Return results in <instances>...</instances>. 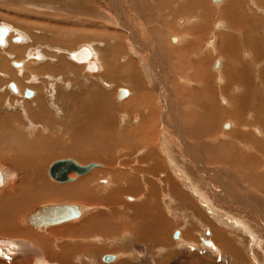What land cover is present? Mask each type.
<instances>
[{"label":"bare ground","instance_id":"1","mask_svg":"<svg viewBox=\"0 0 264 264\" xmlns=\"http://www.w3.org/2000/svg\"><path fill=\"white\" fill-rule=\"evenodd\" d=\"M87 1L84 0V2ZM119 1L100 0V3L102 2L101 4L105 5L104 8L109 17L116 16V22L127 33L129 32L130 39L125 40L123 32L118 33L120 36L106 34L107 31H104L105 35H100L101 31L91 34L87 31V27L93 26V24L98 26L99 24L94 23V21L91 22L90 19L86 29L68 30L70 32L67 31L66 33L74 35L75 43L80 42L79 39L82 36L94 38V40L85 42V45H81L73 51L64 50V47L62 49L53 48V55L47 53L48 69L43 67H40L41 69L34 68V66L37 67L38 64H43L42 62L47 60L46 55L44 56V53L41 52L40 49L42 48L40 46L37 47V45L35 49L32 48V43L38 44L39 39L30 38L25 34L26 31L21 30L24 34L22 32V34H19L17 31L18 38L15 39V42L19 44H11L14 29L5 24L4 26L0 25V30L6 32L5 36L0 34V55L1 58H6L5 60L9 58L7 62H10L11 65L9 70L7 67L9 63L4 64V66L0 65V75L5 78V81L9 78L6 85L8 90L0 89V93L4 90V94L7 91L15 94L21 104L18 117L12 119L0 117V163L9 164L15 170L12 173L10 170L7 171L8 168L5 170L0 165V188L4 187L3 193L0 194V250H6L7 247L11 254L18 255L22 253L21 255L28 258V264H76V262L86 264L85 256L87 253L88 255H91V253L102 254L104 250H102L103 248L98 249L99 243L96 245L90 244L89 246L82 243L77 245L74 244V240L76 238L78 240L83 238L84 240L85 237L83 236L93 235L94 237L99 234L98 238L94 237L98 242L103 241L105 238L109 241L124 242L123 245L125 246H130L132 243L142 244L156 256L152 258V264H159L158 259L164 260L160 264H170L177 255L173 254L171 256L172 254H170L167 257L171 246L175 248H178L179 245L181 247L186 245L188 248L196 246L199 243L190 236L191 233L195 232L201 235L204 231L209 230L216 242L213 248L216 253L235 258L234 261L240 263L242 253L238 249L240 247L235 243L239 238L241 245L244 244L247 249H251V245L254 243L252 249L254 248L255 253L261 251L258 253L264 261V229L262 228L264 227V203H258L256 200V198L260 200L262 197L264 199V165H262V163L264 164V159L262 160L264 157V128L262 125L254 124L259 122L257 118L260 117V111H250L251 108L255 109L259 106H262L264 110V15L258 13V11L264 12V0H225L221 4L215 2L218 3L222 0H214L215 2L208 0L207 3H211L212 7L206 5L207 0H155L156 5L160 8L157 9L161 14L156 9L151 8L148 3L150 0H129V2L128 0H121V6L128 8L129 11L131 10L130 13L119 7ZM203 1L204 5L202 4ZM155 2L153 0V5H155ZM251 3L256 10L249 7ZM30 4L32 7L39 8L38 4L40 3L38 0H30ZM126 5L128 7H125ZM76 9L81 11L83 17L92 16L91 12L89 15V10L83 5L76 7ZM152 10L154 14H160L161 16L154 17ZM22 12H25V10ZM147 12L151 14L152 19L156 18L157 21H161L163 27L168 28V30L173 28L168 32L169 37L164 40L165 43L161 42L162 54L167 53L170 66L165 63L167 67H164L163 64H159L161 61H156L153 50L154 45L148 34H142L147 40V43L142 44L134 31H129L132 21L135 28L141 33H144L145 27L143 26H146L147 30L152 29L153 22L148 20L149 14ZM144 13L146 16H144ZM189 13H191L190 16H187L186 14L189 15ZM127 14H130V17ZM142 15L147 20V24L141 25ZM132 17L133 19H131ZM87 19L89 20V18ZM86 20H83V22H86ZM130 20L132 21L130 22ZM154 25H158V23ZM49 30L53 31L55 36L57 33L65 31L58 28ZM109 30L113 31L112 29ZM221 30L225 31L216 33ZM107 38H110L112 42L109 46L107 45L110 47L109 49L107 47L103 50V46H101L102 50L98 51L97 45H92V41L103 45V43L100 44V41ZM61 41L65 46L70 45L67 40ZM215 42L217 45H214ZM133 44L136 45L132 46ZM7 46L11 47L9 51H3ZM134 47L142 54L139 57L140 63L134 59L138 64H136L138 68L135 72L133 67L136 65L133 58L129 56L130 63H125L126 66L123 65L129 70L127 73L119 72L116 65V68L112 66L113 70L111 67L109 68L108 64H113L115 60H124V56L129 55L131 49L137 51ZM199 47L202 50L201 56L198 53ZM56 54H66L67 58L65 56H62V59L58 58V64L54 65L53 62H56L54 59L60 57ZM190 54L196 55L191 57ZM216 55H218L217 58H220H218V61ZM109 58L110 61L107 60ZM153 60L156 62L152 63ZM69 61L72 62L74 67L83 71L85 81L86 79H98L101 82L102 79H108L115 84L126 82L133 91L130 96L128 90H119L118 101H124L130 96V100L124 103L123 106L119 104L120 108L118 104H112L114 102H112L111 97L115 98V95L108 93L109 96H106L98 92L94 93L91 90L94 96L90 97L88 101L81 100L83 103L80 106L78 102L70 103L72 111H68L69 113H66V110L63 109V114L67 119L65 124L60 125L62 131L60 134L59 125L56 123L55 116L52 117L50 110L54 108L59 116L62 108L57 106L59 99L57 96L52 95V92L56 90H53L55 87L53 84L59 85L65 81L66 77H61L62 74L59 75L64 71V68H68L63 67V65ZM31 65L34 66L31 67ZM188 67L192 68V72L188 73L189 70L187 72ZM68 71L70 72L67 69ZM75 71L71 72L78 75ZM92 71H104V73L102 72V78L97 76L98 73H92ZM215 72L218 78L213 75ZM47 75L51 76L48 78L50 81L53 78H56V81L54 80L53 84L50 83V89L53 91L46 92V99H44L42 88H39V91L31 84L37 82L39 77ZM161 75H164L167 80V84L165 83L164 86L159 85ZM19 76L24 77L21 80ZM148 76L155 79L157 88L162 93L159 100L156 95L158 89L153 88V81L148 80ZM170 77H172L171 80ZM189 79L196 84H200V88L189 86L188 84H191ZM23 81L27 82L28 86ZM105 82L103 81V83ZM66 85L70 86L68 83ZM110 86H107L108 89ZM136 91L140 92L137 93ZM170 94H172L171 98ZM167 96L169 98L164 101V97ZM40 99L44 103L42 113L44 111L47 115H43L41 119H39V116L36 120L31 107L38 103ZM3 102L4 98L1 97L0 107L3 104L12 106L9 100ZM44 108L45 110H43ZM128 109H131V111L129 110L130 113H128ZM121 110L127 113L125 114L127 117L125 116L126 118L119 120L117 111ZM161 110L163 111L162 116ZM220 111L231 117H228L230 123L224 121L225 124H221L222 133H220L221 127L217 123L220 119L215 118V112L220 114ZM187 115L192 117L188 118ZM123 121H130L129 124L131 122L135 123L131 124L134 127H128L130 130L128 133V130L125 131L126 135L118 130L121 126L120 123ZM55 125H57V132L55 131ZM33 128L38 129L44 136H36L35 134L36 138H31L27 135V131L31 132ZM48 133H50L49 137ZM45 134L47 137H45ZM191 136L195 138L196 142H190L187 139ZM128 137L135 144V152L134 147H125L129 142ZM220 138H223V142L219 140ZM198 139L201 142L208 140L203 141L205 143H200ZM177 149L181 155H178ZM202 152L205 156L204 163L220 162L218 165L222 166V170L231 171L230 167L225 164H233L234 161L235 165L233 167L237 171L233 172L234 174L228 172L231 176H234L236 182H239L242 189L248 186L245 193L253 196V198H248L246 194L239 198L238 196L243 194L242 191L234 189L230 193L237 191V194L234 195L236 202L230 200L232 203L225 205L224 199L214 197L213 192L210 195V190L206 187L208 184L209 186L212 185V183L207 184V181L206 184L203 183L200 172L202 170L205 173V178H209L210 169L201 163L203 161ZM58 158L64 159L56 160L54 164L60 161L73 160L80 167L87 168V171L81 174L71 171L68 173L67 181H58L50 174L51 167L54 164L51 163L49 167L46 165ZM119 158H122V161L117 163ZM21 159L32 165L27 171L22 168L24 165L17 164ZM103 160H107V162L102 164L92 162ZM90 161L93 164H84ZM188 163H193L194 169L191 164L188 166ZM118 164L116 174L108 176L109 172H113L110 169L115 168L113 166H118ZM166 165L169 169L164 167ZM216 168L214 169L217 171ZM91 171L94 172L91 174ZM15 172L18 174V179L12 178ZM210 172L212 173V171ZM72 174H75L74 177L78 180L73 184L71 182L75 179L70 177ZM123 175L126 176V179ZM242 180H246V184ZM64 183L66 184L64 185ZM90 186L96 192L103 193V195L91 191ZM223 186L220 185L218 188H223ZM225 190L226 188H224ZM227 192L230 195L229 191ZM122 197H124V201ZM38 201H75L78 204H42L43 206L37 207L25 217V223L31 226L33 230L23 228L22 225H19L21 216H24L26 210ZM180 201L183 202L182 208L178 207ZM100 203L105 204L106 209L112 208L110 211L111 217H107V214L102 212L105 209L98 212L99 208L91 206ZM73 212L76 213L74 217H68ZM248 213L254 215L256 218L250 216V219L257 221L261 226L258 224V226H252L244 220L249 215ZM123 215L129 216L133 224L121 223L120 221L114 223L115 217L112 216L122 217ZM60 216L67 219L50 222ZM173 216L179 219H187L188 216H191L192 220L187 221L185 229L176 230L172 234L173 239H178V241L171 240L170 243L169 239L167 240V232L173 225L170 220ZM79 220L84 221L79 224H69ZM197 220H200L201 224H198ZM65 223L68 224L61 228L49 230L48 234H46L47 231H43L45 229L36 232L41 228L55 227ZM193 224H197L199 227L194 228L195 225ZM192 226L193 230L190 228ZM226 229L230 230L227 232ZM48 235L51 236L48 237ZM168 235L170 236V234ZM53 236L59 242L68 238L67 243L57 244L62 254H54L51 250V245L54 242ZM248 236L251 237L248 239ZM2 238L4 240L8 238V245L3 242ZM9 239L17 240L16 246L12 245ZM229 239L231 242L228 241ZM205 244L211 245L210 242H205ZM133 250L135 251L129 255H123L124 252H122L121 256L125 257L122 259L138 262L141 255L137 248ZM115 254H102L101 262L108 263L116 260L118 262L119 255ZM0 257L2 256L0 255ZM2 258L6 259V257ZM20 259L22 258L19 257L17 261ZM88 262L87 260V264L90 263ZM119 264L128 263L122 261Z\"/></svg>","mask_w":264,"mask_h":264},{"label":"rangeland","instance_id":"2","mask_svg":"<svg viewBox=\"0 0 264 264\" xmlns=\"http://www.w3.org/2000/svg\"><path fill=\"white\" fill-rule=\"evenodd\" d=\"M39 1V3L40 4H38L39 5V8H35V7H32V5L30 4V0H0V25L2 26H4V24L5 25H8L10 28H13L14 29V32L12 33V40H11V44H13V43H15V44H19V43H16L15 42V39L16 38H18V36H17V31L19 32V34H22L23 32H25L26 31V35H28L30 38H36V39H39L40 40V42L38 43V44H35V43H32V48L33 49H35L36 48V46L37 47H41L42 49H40L41 50V52H43L44 53V56L45 57H47V53L48 54H50V55H53L52 53V49L53 48H59V49H62L63 47V49L65 50V49H67V50H69V51H73L74 49H77L78 47H80L81 45H85V42H91L90 40H94V38L93 39H91L90 37H84V36H82L81 37V39H79L80 40V42H76L75 43V38H74V35H69V34H67L66 32L68 31V30H75V29H86V26L88 25V23H89V21H90V19H91V22H93L94 21V23L96 22V23H98L99 25L98 26H96V25H94L93 24V26H88L87 27V31L89 32V33H99L100 31H101V33H99L100 35H105L104 34V31H107V33L106 34H115V35H117V36H120L118 33H122L123 35H125V40L126 39H130V34H129V32L127 33L124 29H123V27L120 25V24H118L117 22H116V16L115 17H109V15H108V13H107V11L105 10V5L103 6V4H101L100 3V0L98 1V0H91V1H87V2H84V0H44V1H42V0H38ZM213 2H215L214 0H212ZM225 0H222V1H219L218 3H217V1L215 2L216 4H221L222 2H224ZM21 2V3H20ZM120 2V5H119V7L122 9V10H126V11H129V9L128 8H123L121 5V0L119 1ZM128 2H129V0H128ZM154 2H155V0H154ZM208 2V0L206 1V5H208V6H211L212 7V4L211 3H207ZM80 3V4H79ZM86 3H87V5H86ZM99 3V4H98ZM148 3L150 4V6H151V8H153L154 10L156 9V11H158L160 14H161V12L159 11V7L156 5L157 3L155 2L154 4L155 5H153V0H150V1H148ZM203 5L205 4L204 3V1H203V3H202ZM2 5V6H1ZM80 5H83V6H85L86 7V9L87 10H89V15H90V12H91V14H92V16L90 17H83L82 15H81V11H79V10H77L76 9V7H78V6H80ZM72 8H71V7ZM100 6H103V7H100ZM159 6H160V4H159ZM125 7H128V5H126ZM249 7L250 8H253L254 10H256L255 8H254V6H253V4L251 3L250 5H249ZM41 8H43V9H41ZM103 8V9H102ZM157 8H159V9H157ZM16 9V10H15ZM54 9V10H53ZM131 9V8H130ZM11 10V11H10ZM13 10V11H12ZM20 10V11H19ZM25 10V12H22V11H24ZM28 12H27V11ZM63 12H62V11ZM95 10V11H94ZM103 10V11H102ZM19 11V12H18ZM33 11V12H32ZM131 11V10H130ZM130 11H129V13H130ZM50 12V13H49ZM23 13V14H22ZM54 13V14H53ZM148 13V12H147ZM258 13L259 14H263L264 15V12L263 11H258ZM41 14V15H40ZM50 14V15H49ZM149 14V21H152L153 22V26H152V29H146L147 27L146 26H143V27H145L144 28V33H141L140 31H138V29L137 28H135V25H133L134 24V22L132 21V20H130V22L132 21V23H131V27H130V29H129V31L131 30L132 32L134 31V33L136 34V37L138 38V39H140V41L142 42V44H145V43H147V40H146V38H144L143 36H142V34H148L149 35V38L152 40V42H153V45H154V55H155V58H156V61L157 62H159V61H161V62H159V64L161 63V65L162 66H164V67H167V66H170V64H169V59H168V55H167V53L166 54H162V51H161V42H164L165 43V39H167L168 37H169V34H168V32L170 31V30H173V28H171L170 30H168V28H165V27H163V25H162V22L161 21H157L156 20V18L154 19H152L151 18V14L150 13H148ZM152 14L154 15V17H159V15L158 14H154V11L152 10ZM190 14L191 13H189V15L188 14H186L187 16H190ZM16 15V16H15ZM23 15V16H22ZM32 15V16H31ZM128 15V17H130V14H127ZM68 16V17H67ZM102 16V17H101ZM144 16H146V14L144 13ZM144 16L142 15V22H141V25L142 24H144V23H146V19L144 18ZM161 16V15H160ZM7 17V18H6ZM41 17V18H40ZM52 18V19H51ZM82 18V19H81ZM87 18H89V20L87 19ZM19 19V20H18ZM87 19V20H86ZM95 19V20H94ZM131 19H133V17L131 18ZM23 20V21H22ZM69 20V21H68ZM83 20H86V22H83ZM97 20H98V22H97ZM103 20V21H102ZM144 20V21H143ZM7 21V22H6ZM16 21H17V23H16ZM155 21H157V22H155ZM5 22V23H4ZM3 23V24H2ZM25 23V24H24ZM36 23V24H35ZM158 23V25H154V24H157ZM11 24V25H10ZM16 24V25H15ZM35 24V25H34ZM147 24V23H146ZM106 25H108V26H106ZM104 26V27H103ZM17 27V28H16ZM21 27V28H20ZM79 27V28H78ZM52 28H58V29H63V30H65L63 33H57V35L55 36V34L53 33V31H51V30H49V29H52ZM19 29V30H18ZM109 29H112L113 31H110ZM118 29H120V30H118ZM16 30V31H15ZM23 32H22V31ZM150 30V31H149ZM148 31V32H147ZM223 31H225V30H221V31H218V32H216V33H222ZM22 32V33H21ZM28 32V33H27ZM68 32H70V31H68ZM263 32H264V30H263ZM31 33V34H30ZM24 34V33H23ZM154 34H155V36H154ZM105 37V36H104ZM155 37V38H154ZM159 37V38H158ZM211 38V36L209 37V39ZM14 39V40H13ZM56 39V40H55ZM156 39V40H155ZM45 40H47V41H45ZM61 40H64V41H68L69 42V44L70 45H64V43L61 41ZM44 41H45V43H44ZM60 41H61V43H60ZM107 41H110V42H107ZM113 41V40H112ZM158 41V42H157ZM43 42V43H42ZM58 42V43H57ZM152 42H151V44H152ZM160 42V43H159ZM214 42V41H213ZM3 43V42H2ZM55 43V44H54ZM67 43V42H66ZM101 43H103V45L101 44ZM110 43H112L111 42V40H110V38H107L106 40H102V41H100V44L101 45H99V44H97L95 41H92V45H97L96 46V48H98V51H101L102 50V47L101 46H103V50L104 49H106L108 46H109V44ZM105 44V45H104ZM132 44V43H131ZM160 44V45H159ZM62 45H64V46H62ZM108 45V46H107ZM136 44H133L132 46H135ZM155 45H156V47H155ZM214 45H217L216 44V42L214 43ZM8 47V46H7ZM6 47V49H4L3 51H6V52H8L9 51V49L11 48L10 46L7 48ZM22 47V46H21ZM88 47V46H87ZM105 47V48H104ZM71 48V49H70ZM110 47H108V49H109ZM134 48H136V47H134ZM44 49V50H43ZM137 49V48H136ZM205 50V49H204ZM137 51H138V53H137ZM137 51H135V49H131V52H130V54L129 55H126V56H124V60H122V59H118V61L117 60H115L116 61V64H115V61L113 62V64L112 63H110L111 64V66H110V64H108V66H109V68L111 67L112 68V66H113V68L115 67L116 68V66H117V69H118V71L119 72H122V73H127V71H129L127 68H125L124 66H126V64L125 63H130L129 62V57H132L133 58V61H134V64L136 65L137 63L135 62V60L136 61H138V63H140L141 61L139 60L140 58V56H142V54L140 53V51L137 49ZM164 51V50H163ZM134 52V53H133ZM206 52V51H205ZM42 53V54H43ZM133 53V54H132ZM143 53L144 54H146L144 51H143ZM165 53V52H164ZM198 53H199V55L201 56L202 55V50H201V48L199 47V51H198ZM55 54V53H54ZM105 54V53H104ZM112 54V53H111ZM57 55V54H56ZM107 56H108V54H106ZM135 55V56H134ZM196 54H190L189 56H195ZM49 56V55H48ZM57 56H60V57H57V58H55L54 60H56V62H53V63H55L54 65H57L58 64V61H59V59L58 58H60V59H62V56H67L66 54H62V55H57ZM105 56V55H104ZM129 56V57H128ZM165 56H166V58H165ZM217 56L218 55H216V59H217V61L220 59L219 57V59L217 58ZM24 57H25V55H24ZM127 57V58H126ZM67 58V57H66ZM158 58V59H157ZM3 57L1 58V55H0V65H2V66H4V64H7V63H9V65L7 64V67H8V70L10 69L9 67H11V65H10V62H7V61H9V58H7L8 60H5L4 62H3ZM135 59V60H134ZM67 60V59H66ZM108 61H110V58L109 59H107ZM155 60H153L152 61V63L153 62H156ZM106 62V61H105ZM122 62V63H121ZM163 62V63H162ZM3 63V64H2ZM43 64H38L37 65V67L36 66H34V65H31V67H33L34 66V68H36V69H39L40 67L42 68H45V69H48V65H47V63L49 64V61H48V57H47V60L45 61V62H42ZM107 63V62H106ZM119 63V64H118ZM165 63H166V65H165ZM76 64V63H75ZM169 64V65H168ZM50 65H52V64H50ZM62 65V64H61ZM116 65V66H115ZM121 65V66H120ZM124 65V66H123ZM138 65V64H137ZM134 66L133 67V70H134V72L137 70V68H138V66ZM143 65V64H142ZM150 65H151V63H150ZM68 67L67 69L68 70H70V72L68 71L67 72V69L66 68H64V71H62L61 73H60V75L59 76H61V74H62V76L61 77H66V79H65V81L63 82V84H59V85H61V86H59V85H55V84H53L52 82L55 80L56 81V78H53L52 79V81H50L48 78L49 77H51L50 75H47V76H45V77H39V79H38V81L37 82H35V83H33V84H31L33 87H36V88H38V90H39V88L41 89L42 88V90H43V98L44 99H46V96H45V93L47 92H49L50 90L51 91H53V90H55V92L53 91L52 92V95H54V96H57V98L59 99V102L57 103V106H59L60 108H62V110H61V112H59L60 114H59V116H58V112H56L55 110H54V108L52 109V110H50V113L52 114V117H54L55 116V119H56V123H57V125H59V131H60V134H61V130H60V125H62V124H65V120L67 119L66 117H65V115L63 114V109H65L66 110V113H69V112H71L72 110L70 109V106H71V104L72 103H76V102H78L79 103V106L83 103L82 101H85V100H89V98L90 97H92V96H94V93H96V92H98V93H101V94H103V95H106V96H109L108 95V93L109 94H113V96L115 95V98L114 97H111V99H112V102H114V103H112V104H118V106L121 108V106H123V104L124 103H126V102H128L129 100H130V96H131V93H132V91L133 90H131V86H129L126 82H122V84H121V82H119V83H112L110 80H108V79H102V81L100 82L98 79H86V81H85V75L82 73L83 71L79 68H77V67H74L73 66V64H72V62L71 61H69L67 64H64L63 65V67ZM120 66V67H119ZM62 67V66H61ZM119 67V68H118ZM122 67V68H121ZM172 67V66H171ZM222 67H223V65H222ZM40 68V69H41ZM108 68V69H109ZM113 68H112V70H113ZM126 70H125V69ZM143 68H145V66H143ZM187 68V67H186ZM189 68V67H188ZM116 69V70H117ZM121 69V70H120ZM172 69H173V67H172ZM222 69V68H221ZM76 70V71H75ZM123 70H125V71H123ZM187 70V72H188V70H189V72L188 73H190V72H192V68H189V69H186ZM71 71H75V72H77L78 73V75H76L74 72H71ZM81 72V73H80ZM102 72L104 73V71H92V73H98V77L100 76V78H102ZM65 73V74H64ZM68 74V75H67ZM69 74H70V76H69ZM167 76H172V75H169V74H166ZM214 76H215V78H218V75L216 74V72L213 74ZM3 76L2 75H0V78H2ZM24 77V76H23ZM23 77L21 78V76H19V78L22 80L23 79ZM163 77V78H162ZM148 80H151V82H152V84H154V86H153V88L155 89V90H157L158 88H157V84H156V82H155V79H153L152 78V76H148ZM161 78V79H160ZM159 79V85L160 86H164L165 85V83L167 84V80L165 79V77H164V75H161V77H160ZM171 78L172 77H170V80H171ZM3 79V80H2ZM2 79H0V89H6V90H8L7 88H6V85H7V80L9 81V78H7V80L5 81V78L3 77ZM28 79H29V77H28ZM164 81H163V80ZM97 80V81H96ZM162 80V81H161ZM190 81H191V79H189ZM2 81V82H1ZM5 81V82H4ZM103 81L105 82V83H103ZM24 82V84H26L25 83V81H23ZM88 82V83H87ZM111 82V83H110ZM50 83H52L55 87L53 88V90L52 89H50ZM66 83H68L70 86L68 87L67 85H66ZM103 83V84H102ZM5 84V86H3ZM49 84V85H48ZM110 86L109 87V89H108V87L106 86ZM108 84H110V85H108ZM162 84V85H161ZM215 84V83H214ZM105 85V86H104ZM189 86H191V87H194V88H197V87H199L200 88V84H196V83H194L193 81H191V84H188ZM215 85H217V84H215ZM3 86V87H2ZM26 86H28L27 84H26ZM58 86V87H57ZM82 86V87H81ZM100 87V88H99ZM124 87V88H123ZM173 87V86H172ZM128 88V89H127ZM157 88V89H156ZM97 89V90H96ZM122 89H126V90H128L129 91V93H130V96L128 97V98H126L124 101L122 100V101H118V98H117V95H118V92H119V90H122ZM94 92H92V91ZM101 90V91H100ZM103 90V91H102ZM131 90V91H130ZM40 91V90H39ZM109 91V92H108ZM4 92V90L0 93V98L2 97V98H4V102L3 103H5V100H9L10 102H11V104H12V106H8V105H4L3 103V105L0 107V117H4V118H7V119H12V118H15V117H18L19 116V113H20V111H21V104L18 102V99H17V97H16V95L15 94H13V93H9V91H7V93H3ZM137 93L138 92H140V91H136ZM97 93V94H98ZM115 93V94H114ZM67 94H69V95H67ZM155 94V93H154ZM257 94V93H256ZM5 97H4V96ZM50 95H51V93H50ZM64 95V96H63ZM157 95V98H158V100H159V98H160V96L162 95V93H161V91H160V89H158V93L156 94ZM254 95H255V93H254ZM7 96V97H6ZM71 96H72V98H71ZM86 96H88V97H86ZM64 97V98H63ZM70 97V98H69ZM172 97V94H170V98ZM175 97V96H174ZM32 98V97H31ZM61 98V99H60ZM62 98H63V100H64V102H65V104H64V102H63V100H62ZM69 98V99H68ZM114 98V99H113ZM165 99H164V101H167V99L169 98V96H167V97H164ZM68 99V100H67ZM80 99V100H79ZM41 100V99H40ZM40 100H38V101H35V102H38V103H36V104H34V105H32V107H31V110H33L32 111V113H33V115H34V118L37 120V118H39V116H40V118L39 119H41L42 117H43V115H47V114H45V112L43 111V113H42V106H44V103H43V101L41 100V102H40ZM82 100V101H81ZM114 100V101H113ZM116 100V101H115ZM14 101H16V102H14ZM62 101V102H61ZM81 101V102H80ZM170 101V100H169ZM118 102V103H117ZM43 103V104H42ZM71 103V104H70ZM69 104V105H68ZM121 106H120V105ZM13 106H15V107H13ZM35 106V107H34ZM33 107H34V109H33ZM251 107H253V105H251ZM37 108H39V109H37ZM259 110H258V109ZM255 107V109L253 108H251L250 109V111H253V112H256V111H260L259 112V115H260V117L258 116V118H259V120H258V118H257V121H259V122H255L254 124H259L260 126L262 125V127L264 128V110L262 109V106H259V107ZM20 109V110H19ZM37 109V110H36ZM4 112H3V111ZM34 110H35V112H34ZM43 110H45V108L43 109ZM64 110V111H65ZM131 111V109H128V111ZM189 110V109H188ZM1 111H2V114H1ZM36 111H38L37 113L39 114H37L36 113ZM69 111V112H68ZM122 111V112H121ZM121 111H117L118 112V118H119V120H121V119H123V118H126L127 117V115H125V114H127L124 110H121ZM130 111L128 112V113H130ZM55 112V113H54ZM119 112H120V114H119ZM222 111H220L219 113L221 114H217L216 112H215V118L216 119H220V121H218L217 123L220 125V127H221V124H225V122L226 123H230V121H228L231 117L230 116H228V114L227 113H221ZM262 112V113H261ZM9 113V114H8ZM42 113V114H41ZM162 113H163V111L161 110V116H162ZM186 113H189V112H186ZM5 114V115H4ZM56 114V115H55ZM1 115H3V116H1ZM36 115V116H35ZM49 115V114H48ZM62 115V116H61ZM71 115V114H70ZM226 115V116H225ZM38 116V117H37ZM111 116H112V114H111ZM126 116V117H125ZM188 116V118L189 117H192V116H190V115H187ZM263 116V117H262ZM58 117H60V118H58ZM228 117H230V118H228ZM235 118V117H234ZM62 119V120H61ZM236 119V118H235ZM261 119V120H260ZM263 119V120H262ZM20 120H22V119H20ZM118 120V121H119ZM237 120V119H236ZM24 121V120H23ZM22 121V124L24 123V122H26V121H24L23 122ZM225 121V122H224ZM130 123V121H123L122 123H120L121 124V126H119V128H118V130L120 131H122L123 133H125V131H127V133L129 132V128L132 126L131 124H133L134 122H131V124H129ZM220 122V123H219ZM262 123V124H261ZM126 124H127V126H126ZM135 124V123H134ZM57 125H55V131L57 132L58 130L56 129V127H57ZM130 126V127H129ZM23 127H24V125H23ZM26 127V126H25ZM121 127V128H120ZM129 127V128H128ZM132 127H134V126H132ZM126 128V129H125ZM220 129V128H219ZM243 129H245V128H243ZM251 129H253V128H251ZM25 130H26V128H25ZM225 130H227V129H225ZM224 130V131H225ZM220 133H222V127H221V129H220ZM32 132V133H31ZM31 132H28L27 131V135H29L31 138H36V136H38V135H42V136H44L43 134H41L39 131H38V129H34L33 128V130L31 131ZM38 133V134H37ZM127 133H125L124 135H126ZM35 134H36V136H35ZM48 135V137L50 136V133H48L47 134ZM47 135L45 134V137H47ZM33 136H35V137H33ZM223 137V136H222ZM260 137V136H259ZM128 139H129V142H128V145H126L125 147H134L133 149H134V152H135V144L134 143H132V140H131V138L130 137H128ZM190 142H196L195 141V138L193 137L192 138V136L190 137V138H187ZM197 139V138H196ZM208 139H206V140H203V141H207ZM219 140H221L222 142H223V138L221 139H219ZM198 141H199V139H198ZM201 142V141H199L200 143H205V142ZM216 143H217V141H216ZM216 146V145H215ZM179 149V148H178ZM177 149V152H178V155H181V153L179 154V150ZM161 152H162V150H161ZM251 152H253V151H251ZM239 154H241V153H239ZM263 154H264V151H263ZM244 155H246V154H244ZM118 157V156H117ZM201 157H202V165L204 164L205 165V167L207 168L208 167V169H210V171H212V173L209 171V178L207 179V178H205L206 176L204 175L205 173L201 170L200 172H201V176H202V182L203 183H205L206 184V181H207V184L209 183V182H211L212 183V185H210L209 186V184H208V186L206 187V189L208 188L209 190H210V192H209V194L211 193V192H213L214 193V197H220V198H222V199H224V201H225V205L227 204V203H232V202H230V200L231 201H233L234 200V195L235 194H237V191L236 192H233L232 194L230 193V191H232V190H234V189H238V190H240V191H242V196H238L239 198H241V197H243V196H245V191H246V189L248 190V186H245L244 187V189H242V187H241V185H239V182H236L234 179V176H231V174L230 173H235L237 170L233 167V165H235V163H234V161H233V164H225V165H228V167H230V169H231V171L230 170H226V169H223L222 170V166L221 165H218V164H220V162L219 163H217V162H214V163H212V164H210V162L209 163H204V153L202 152L201 153ZM64 158H71V157H64ZM64 158H58V159H55L54 161L52 160V161H50V162H48L46 165H48V167L50 166V164L51 163H53L54 164V162L56 161V160H59V159H64ZM264 159V157L262 158V160ZM200 160V159H199ZM21 161V162H20ZM17 164L18 165H24L22 168L23 169H25V171H27L28 170V168H30L32 165H30L27 161H25L24 162V159H23V161H22V159L20 160ZM122 161V158H119L118 160H117V163H119V162H121ZM206 161H208V160H206ZM246 161V160H245ZM93 163H100V164H102V163H106L107 162V160H103V161H92ZM91 161L90 162H88L87 164L86 163H84L85 165H90V164H93ZM232 162V161H231ZM241 162H242V160H241ZM2 163V162H1ZM0 163V165L1 166H3L4 168H5V170H7V168H8V170L7 171H11L12 173H13V171H15V170H13V168H11L10 167V165L8 164H4V163H2L1 164ZM22 163V164H21ZM190 164L191 163H188V166H190ZM223 164V163H222ZM25 165H26V167H25ZM30 165V166H29ZM201 165V166H202ZM262 165H264L263 163H262ZM53 166V165H52ZM187 166V165H186ZM191 166H192V168L194 169V164L192 163L191 164ZM212 166V167H211ZM25 167V168H24ZM103 167V166H102ZM101 167V168H102ZM113 167H115V168H113V169H110V170H112L113 172L112 173H110L109 172V174H108V176H114L115 174H116V167H119V164H118V166L117 165H114ZM166 169H169V167H168V165H166V166H164ZM211 167V168H210ZM217 167V168H216ZM212 168H213V170H212ZM214 168H216L217 169V171L214 169ZM49 169V168H48ZM104 169V168H103ZM198 169V168H197ZM233 169V170H232ZM98 170H102V169H98ZM109 170V171H110ZM105 171V170H104ZM94 171H91V174L93 173ZM114 173V174H113ZM233 173V174H234ZM110 174H112V175H110ZM75 176V174H72V175H70V177L71 178H74L75 180V182L74 181H72L71 182V184H73V183H76V182H78V180H76V177H74ZM136 176H138V175H136ZM141 176V175H140ZM82 177V176H81ZM84 177H86V175H84ZM123 177H125L124 179H126V176H124L123 175ZM241 177V176H240ZM12 178H17L18 179V174H16V172L12 175ZM212 178V179H211ZM224 179V180H223ZM239 179H241V178H239ZM242 181H244V180H242ZM257 181V180H256ZM210 183V184H211ZM216 183V184H215ZM226 183V184H225ZM66 183H64V185H65ZM67 184H68V182H67ZM218 184V185H217ZM222 186V185H224L223 186V188L222 187H220V188H218L220 185ZM244 184H246V180L244 181ZM239 185V186H238ZM215 186V188H213ZM229 187V188H228ZM91 188V189H90ZM90 190L91 191H93V192H96L95 191V189L93 188V187H91L90 186ZM224 188H226V190L224 191ZM3 189H4V187H2V188H0V194H2L3 193ZM227 191H229V194L230 195H228V192ZM97 194H100V195H103V193H101V192H96ZM211 195V194H210ZM246 195H248V194H246ZM237 198V197H236ZM248 198H250V199H252L253 198V196H251V195H248ZM260 199V198H259ZM262 199V200H261ZM260 200H258L257 198H256V200H257V202L258 203H261V202H263L264 203V199H263V197L261 198ZM122 200L124 201V197H122ZM227 200V201H226ZM233 202H236L235 200L233 201ZM256 202V201H255ZM256 202V203H257ZM50 203H52V204H54V203H60V204H71V205H77L78 203L77 202H75V201H72V202H56V201H46V202H36L35 204H33V206H31L28 210H26V214L23 216H21V221H20V223H19V225L21 226L22 225V227L24 228V227H26V228H30V229H32L33 230V228L31 227V226H29L27 223H25L26 221H25V217L31 212V211H33L34 209H36L37 207H39V206H43V205H50ZM73 203V204H72ZM199 203V202H198ZM43 204V205H42ZM200 204V203H199ZM205 204V203H204ZM90 205V204H89ZM96 205V206H95ZM100 205V206H99ZM94 204V205H91V206H94V207H96V208H99V210H98V212H101L102 210H104V211H102V212H105L106 214H107V217H111V213H110V211L112 210V208L111 207H109L108 209H106V205L105 204ZM183 205V202H178V207L180 206H182ZM102 206V207H101ZM229 206V205H228ZM228 206H226V207H228ZM103 208V209H102ZM182 208V207H181ZM109 211V212H108ZM229 213H230V211H229ZM249 215H247V218H248V216H249V218L247 219V218H244V220H246L247 222H249L252 226H256L257 224L259 225V226H261L257 221H252L250 218L252 217V218H256V217H254V215H251L250 213H248ZM243 216V215H242ZM251 216V217H250ZM24 217V218H23ZM112 217H115L114 218V223L116 222H127L128 224H133V223H131L132 222V220L130 219V217L129 216H126V215H123L122 217L120 216V217H116V216H112ZM209 217H210V219H211V216L209 215ZM22 218H23V220H22ZM86 218H88V217H86ZM124 218V219H123ZM85 220V219H84ZM84 220H79V221H76V222H72V223H69V224H79V223H81L82 221H84ZM112 220H113V218H112ZM171 224H173L170 228H169V230H168V232H167V240L169 239V242L171 243V240H173V241H178V239H173L174 237H172V234L173 233H175L176 232V230H181V229H185V227L187 226V221H189V220H192V217L191 216H188V218L186 219V218H182V219H179L178 217L176 218L175 216H173L171 219ZM251 221V222H250ZM197 222H198V224H201V221L200 220H197ZM68 223H65V224H61V225H57V226H52V227H46V228H41L40 230L38 229L36 232H40V231H42V229H45V230H43V231H47L46 232V234H48V232H49V230H52V229H57V228H61L62 226H66V224H68ZM254 223V224H253ZM185 224V225H184ZM26 225V226H25ZM193 225H195L194 226V228H197V227H199L197 224H193ZM257 225V226H258ZM184 227V228H183ZM189 228V227H188ZM188 228H187V230H188ZM191 228V230H193L194 228H193V226L192 227H190ZM261 228V227H260ZM263 229H264V227H262ZM206 229V228H205ZM204 229V230H205ZM231 229V228H230ZM230 229H226V231L228 232ZM35 230V229H34ZM45 234V233H44ZM168 234H170V236L168 235ZM211 234V235H210ZM51 235H48V237H50ZM90 236V237H89ZM98 236H99V234H97L96 236H94L95 238L97 237L98 238ZM191 237H193V238H195L196 240H197V242L199 243L198 245H196V246H192V247H187L186 245L185 246H182L181 247V245H179V247L178 248H175L174 246H171L170 248H169V251H168V253H167V257H169L170 256V254H172L171 256H173V254H177L178 255V257H177V255H176V258H174V261H172V263H170V264H242V263H246V264H264V261H263V258H261L260 257V252L261 251H258V252H256L255 253V251L252 249V247H254V243L253 242H251V243H253L252 245H251V249L250 248H246L245 247V245L244 244H242L241 245V242H239V241H241L239 238H237V240H236V238H234L235 240H236V244H237V246H239L240 248H238L239 249V251L242 253L241 254V256H242V258L239 260L240 261V263H237L236 261H234V259L235 258H232V257H229V256H227V255H224V254H218V253H216L215 252V250L213 249L215 246L214 245H216V242L214 241V239H213V235H212V233L209 231V230H207L206 232L204 231L201 235H199L198 233H195V232H192L191 233V235H190ZM237 236V235H236ZM83 237H85V239L83 240V238H80V240H78L77 238L74 240V244H79V243H82V244H85V245H90V244H92V245H96V244H98L99 245V247H98V249H102V250H104V253H102V254H104V255H108V254H115V255H119L118 256V262H117V260L114 262V261H110V262H108V263H106V262H101V259H102V257H103V255L100 253H91V255H88V253H87V255L85 256L86 257V261H85V263L87 264V260L90 262V263H94V264H119L120 262H122V261H124V262H127L128 264H152V261H153V259L152 258H155L156 256L151 252V251H149V250H147L145 247H144V245H142V244H136V243H132L130 246H125V245H123V243L124 242H122V243H120V242H116L115 240L113 241V240H110L109 241V239H105L104 238V240L103 241H100V242H98V240L97 239H94V237H93V235H88V236H83ZM251 236H248V239L250 238ZM53 239H54V242H53V244L51 245V250H53V253L54 254H62V251L60 250V249H58L59 247H58V245L57 244H61V243H67L69 240H68V238H65V239H63L62 241H56L55 240V238L56 237H52ZM51 238V239H52ZM88 238V239H87ZM180 238V237H179ZM1 240V239H0ZM66 240H68V241H66ZM89 240V241H88ZM9 241H11V240H9ZM80 241V242H79ZM93 241V242H92ZM95 241V242H94ZM229 242H231L230 241V239L228 240ZM238 241V242H237ZM255 241V240H254ZM12 242V241H11ZM57 242V243H56ZM114 242V243H113ZM205 242H210L211 243V245H206L205 244ZM56 243V244H55ZM87 243V244H86ZM128 243H129V241L127 242V245H128ZM202 243V244H201ZM213 243V244H212ZM224 244V243H223ZM12 245H16L15 244V242H12ZM226 245V244H225ZM53 246V247H52ZM102 246V247H101ZM227 246V245H226ZM19 247V246H18ZM248 247V246H247ZM57 248V249H56ZM113 248V249H112ZM134 248H137L138 249V252H139V254L141 255V258L139 257V260H138V262H135V261H132V262H130V260H128V259H122V258H125V257H123V256H121V253L122 252H124L123 253V255L125 254V255H129L131 252H134L135 250H133ZM55 249V250H54ZM251 250V251H250ZM106 251H107V253H106ZM146 251V252H145ZM250 251V252H249ZM249 252V253H248ZM251 252H252V254H251ZM128 253V254H127ZM254 253V254H253ZM257 253H258V255H257ZM148 254H150V255H148ZM256 254V255H255ZM22 256V257H21ZM97 256H100V257H97ZM145 256V257H144ZM258 256V257H257ZM13 257V258H12ZM12 257H11V259H12V261H14V256L12 255ZM22 258V259H20L19 261H17V259L18 258ZM15 261H17V262H13V263H11V264H28V258L27 257H24L23 255H20ZM121 259H120V258ZM260 257V258H259ZM25 258V259H24ZM177 258H178V260H177ZM244 258H245V260H244ZM262 260V261H261ZM22 261V262H21ZM24 261H26L25 263H24ZM162 261H164V260H162V259H158V263L160 264V262H162ZM256 261V262H255ZM261 261V262H260ZM2 262V263H1ZM88 262V263H89ZM6 263H8V261L7 260H5L4 258H2V257H0V264H6ZM31 263V262H30ZM78 262H76V264H77ZM89 263V264H90ZM79 264V263H78Z\"/></svg>","mask_w":264,"mask_h":264},{"label":"water","instance_id":"3","mask_svg":"<svg viewBox=\"0 0 264 264\" xmlns=\"http://www.w3.org/2000/svg\"><path fill=\"white\" fill-rule=\"evenodd\" d=\"M1 36H5L6 32L4 33V30H0ZM71 171H75L77 173H85L87 171V168L80 167L77 165L76 162L73 160H65L55 163L50 170V174L52 177L56 178L58 181H67L68 180V173ZM76 213L73 212L71 216L68 217H74ZM64 219H67L65 217H56L55 219H52L53 221H50L51 223L56 221H62ZM107 259V258H106Z\"/></svg>","mask_w":264,"mask_h":264},{"label":"crops","instance_id":"4","mask_svg":"<svg viewBox=\"0 0 264 264\" xmlns=\"http://www.w3.org/2000/svg\"><path fill=\"white\" fill-rule=\"evenodd\" d=\"M6 239V238H5ZM2 240H3V242H6V245H8L7 244V240H8V238L6 239V240H4L3 238H2ZM9 240H11L12 242H15V243H18L17 242V240H15V239H9ZM10 246V245H9ZM16 246V245H15ZM8 248L6 247V250H0V255L2 256V257H6V259L5 260H7L8 261V263H6V264H11V263H13L17 258H18V255L20 256L21 254H11L8 250H7ZM3 254V255H2ZM12 255L14 256V261H12V259H11V257H12Z\"/></svg>","mask_w":264,"mask_h":264}]
</instances>
